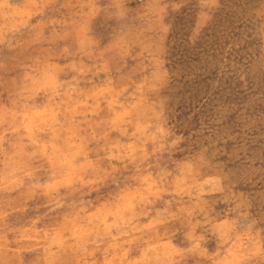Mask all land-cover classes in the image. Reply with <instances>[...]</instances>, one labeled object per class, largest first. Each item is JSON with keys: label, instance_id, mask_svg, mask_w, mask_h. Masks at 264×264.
Listing matches in <instances>:
<instances>
[{"label": "rangeland", "instance_id": "1", "mask_svg": "<svg viewBox=\"0 0 264 264\" xmlns=\"http://www.w3.org/2000/svg\"><path fill=\"white\" fill-rule=\"evenodd\" d=\"M0 264H264V0H0Z\"/></svg>", "mask_w": 264, "mask_h": 264}]
</instances>
